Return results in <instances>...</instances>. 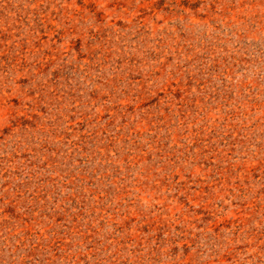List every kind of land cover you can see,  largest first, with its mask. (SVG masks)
I'll return each mask as SVG.
<instances>
[{"label": "rangeland", "instance_id": "rangeland-1", "mask_svg": "<svg viewBox=\"0 0 264 264\" xmlns=\"http://www.w3.org/2000/svg\"><path fill=\"white\" fill-rule=\"evenodd\" d=\"M0 264H264V0H0Z\"/></svg>", "mask_w": 264, "mask_h": 264}]
</instances>
